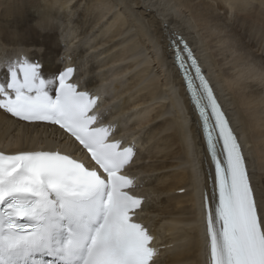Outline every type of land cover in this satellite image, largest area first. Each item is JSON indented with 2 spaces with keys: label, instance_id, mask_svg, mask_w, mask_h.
<instances>
[{
  "label": "bare ground",
  "instance_id": "1",
  "mask_svg": "<svg viewBox=\"0 0 264 264\" xmlns=\"http://www.w3.org/2000/svg\"><path fill=\"white\" fill-rule=\"evenodd\" d=\"M172 33L189 43L228 114L264 207V0H0V58L23 52L46 77L74 67L80 90L99 97V123L134 146L128 169L151 191L155 264H207L203 197L214 172ZM58 135L0 110V151L51 147Z\"/></svg>",
  "mask_w": 264,
  "mask_h": 264
},
{
  "label": "snow or ice",
  "instance_id": "2",
  "mask_svg": "<svg viewBox=\"0 0 264 264\" xmlns=\"http://www.w3.org/2000/svg\"><path fill=\"white\" fill-rule=\"evenodd\" d=\"M169 46L198 114L214 167L204 197L208 264H264V207L228 114L193 49L172 33ZM0 110L29 123L56 125L86 162L59 150L0 151V264H155L153 235L134 217L143 198L122 174L133 145L111 140L99 97L73 82L72 66L46 77L23 52L0 58Z\"/></svg>",
  "mask_w": 264,
  "mask_h": 264
},
{
  "label": "water",
  "instance_id": "3",
  "mask_svg": "<svg viewBox=\"0 0 264 264\" xmlns=\"http://www.w3.org/2000/svg\"><path fill=\"white\" fill-rule=\"evenodd\" d=\"M173 60H174V56H173ZM174 63H175V61H174ZM198 115V114H197ZM200 122V121H199Z\"/></svg>",
  "mask_w": 264,
  "mask_h": 264
},
{
  "label": "rangeland",
  "instance_id": "4",
  "mask_svg": "<svg viewBox=\"0 0 264 264\" xmlns=\"http://www.w3.org/2000/svg\"><path fill=\"white\" fill-rule=\"evenodd\" d=\"M32 42V41H31ZM31 45V44H30Z\"/></svg>",
  "mask_w": 264,
  "mask_h": 264
}]
</instances>
